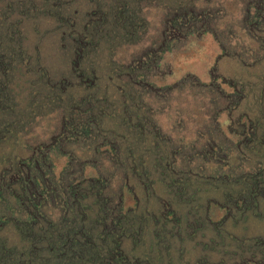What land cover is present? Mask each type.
<instances>
[{"label":"rangeland","instance_id":"1","mask_svg":"<svg viewBox=\"0 0 264 264\" xmlns=\"http://www.w3.org/2000/svg\"><path fill=\"white\" fill-rule=\"evenodd\" d=\"M0 264H264V0H0Z\"/></svg>","mask_w":264,"mask_h":264},{"label":"trees","instance_id":"2","mask_svg":"<svg viewBox=\"0 0 264 264\" xmlns=\"http://www.w3.org/2000/svg\"><path fill=\"white\" fill-rule=\"evenodd\" d=\"M36 208H37V206H36ZM48 222L51 223V220H48ZM73 222H75V220H73ZM39 224L40 223L36 220L31 227L29 226L30 229L27 230V234L25 233L26 234V237H28V233L30 234V236H29V238H27V240L29 241V244H31V245L39 244L40 242H35V241H38L39 239H42V240L45 239V236L43 237V235H42V237H41L40 234L38 235L36 233V229L37 230L40 229V227H39L40 225ZM83 227L84 226L82 225L80 227V230L77 231L79 233V236L80 237H82V233L84 232ZM19 228H21V227H19ZM67 228H71V227H67ZM72 228H73V226H72ZM20 230H23V229H20ZM67 233H68V231L66 232L65 235H63V234H59L58 235L59 236L58 240L57 241H53L54 244L51 245V247L54 248L52 250L62 249V248H64V246H66L65 248H67V247H69L71 249L73 248L72 246H74V245L71 244V242L69 244L65 245V243L69 240L70 235L72 234V233H68V234ZM81 239H83V238H81ZM85 239H86L85 240V243L87 242V244H91L93 242V240L91 239V236H88L87 235V238H85ZM47 240H49V239H47ZM80 244H82V243L79 241L78 242V245H80Z\"/></svg>","mask_w":264,"mask_h":264}]
</instances>
